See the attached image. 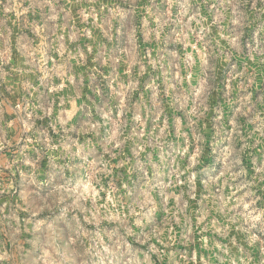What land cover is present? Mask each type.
Instances as JSON below:
<instances>
[{
    "label": "rangeland",
    "instance_id": "rangeland-1",
    "mask_svg": "<svg viewBox=\"0 0 264 264\" xmlns=\"http://www.w3.org/2000/svg\"><path fill=\"white\" fill-rule=\"evenodd\" d=\"M0 264H264V0H0Z\"/></svg>",
    "mask_w": 264,
    "mask_h": 264
}]
</instances>
